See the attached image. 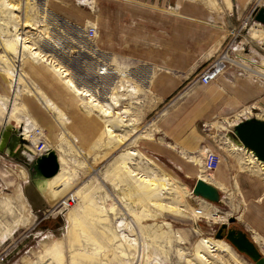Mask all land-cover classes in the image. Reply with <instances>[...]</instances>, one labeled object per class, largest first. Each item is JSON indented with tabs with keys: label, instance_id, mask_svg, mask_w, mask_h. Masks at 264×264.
<instances>
[{
	"label": "rangeland",
	"instance_id": "obj_1",
	"mask_svg": "<svg viewBox=\"0 0 264 264\" xmlns=\"http://www.w3.org/2000/svg\"><path fill=\"white\" fill-rule=\"evenodd\" d=\"M234 1L228 0L229 6H224V4L227 5L224 0H207V5L200 3L195 9L189 7V0H82V3L78 0H33L35 5L29 4L26 8H24L25 0H20L19 5L22 16L24 17L25 10V16L35 21L42 16L38 13V9L40 11L46 9L44 19L46 18L48 26L51 25L54 38L60 36L64 45L60 49L55 48V51L78 77L96 85L102 97L110 91L111 81L120 76L117 75L118 73H113L111 79L101 80L93 68L99 63L98 61L107 63L115 70H120L126 74L128 80L140 84L136 95H125V99L120 100L121 106L117 108L122 109L133 101L139 102L127 107L131 111V116L127 117L129 119L125 124L113 122V133L129 132L126 140L128 147L136 148L152 158L159 168L172 176L179 185L192 191L198 173L208 176L213 174L214 170L209 173L201 172L204 149H192L194 153L190 155L193 160L186 162L182 158L183 154L178 152L182 148L176 147L175 144L179 145L181 139H186L188 133L194 131L204 135L205 131H208V129L204 130L207 128L205 122L213 123L217 120V126L212 129L217 135L213 144L217 143L222 147L219 152L222 160H219L218 168L221 163L224 164L225 158L234 157L237 159L239 168L242 169L244 168L242 155L228 150L224 142V134L227 131L232 132L233 126L245 117V113L247 117L264 120L263 112H260V109L264 110V77H256L232 63L233 65H229L225 73L226 77L232 80L229 86L219 83L223 75L208 85H199L197 81L200 73L231 44L233 45L231 57L240 59L239 61L242 62L241 59L246 56L244 63L264 72V63L260 62L261 56L264 57V36L251 35V28L255 27L256 23L262 26L264 24L252 17H249L251 19L245 26L242 24L243 19L251 15L254 7H264V0H236L238 9ZM216 3L219 4L218 7H214ZM9 17V13L0 8V54L8 53L9 64L13 66V69H18L21 65L24 70L21 72L23 81L16 98L22 101L23 92H28L23 89L24 84L31 88L39 84L40 89L43 87L45 92L53 96L54 101L68 118L62 119L58 111L46 113L38 110L39 102L32 94L31 100H27L28 108L32 114L37 110L46 114L52 128L49 132L40 121L32 119L36 128L22 138L20 119L14 120L9 117L7 121H4L3 114L0 112L2 115L0 119L4 123L7 122L5 132L0 124V141L3 140L0 147V252L12 239L17 243V248L6 258L7 264H14L15 260L21 256L23 250L20 242L25 231L39 232L42 225L46 226L42 223L34 225L36 216L43 215L41 208L46 204L49 207L46 208L47 211L52 215L64 217L63 214H65L72 221L69 225L70 231L82 233L84 244L78 240L71 241L80 243V252L76 249L73 254L77 256V253H80L91 263L97 262L94 259L97 253L94 251L95 245H92L93 240L106 241L107 227L105 226H112L113 221L114 227L115 219L122 217L133 223L140 240L148 242L147 259L156 252L162 264H188L178 257L177 250H182L186 256H193L194 244L198 239L202 236H210L228 243L230 250L239 261L255 264L225 238L228 229H241L252 239L256 232L264 236V231L262 232L264 224L261 217L254 213L247 215L250 205L240 191L234 192L231 189H227L226 193L220 191L223 201L219 205L209 204L200 197L188 194L185 195V203L182 201L178 203L180 206L188 204L189 209L193 207L197 210L198 207L201 209L207 207L221 216L228 215L224 221L214 222L211 219L207 221L203 213H201L202 217L199 218L196 215L193 220L189 211L185 214L161 209L159 216L156 208L133 189L137 183L135 177L134 179L130 177L123 168L126 144L118 145L116 139H113L112 144H107V128L100 125V120L105 118L95 110L91 116L93 120H87L85 113L88 107L69 97L65 87L60 84V80L54 76L45 61H37L28 53H24L20 59L18 54L5 49L4 42L14 33L13 21H10ZM44 26L37 24L35 29L27 27L31 30L32 40L38 38V31ZM91 26L95 28L93 38L87 37V30ZM43 41L40 42V46L46 50L47 54H51L52 49L49 50V48H52V45L49 47V44L52 42ZM162 73L180 78L181 83L160 100L150 79ZM46 82L50 85L47 86ZM146 84H149L150 92L141 90ZM211 87L217 90L221 88L222 90L219 91L222 95H217L214 100L213 94H210ZM235 89L239 92L238 95L243 96V103L237 104L232 110L230 107H225L217 114L214 107L223 102L222 98H229L232 90ZM21 90L24 91L21 93ZM177 113L178 119L176 118L174 122L178 125L176 124L175 130H169L172 126L170 120ZM21 120L24 122V119ZM131 123L135 126L133 130H131ZM178 129L184 130L180 136ZM141 131H148L152 136L140 137ZM38 137L45 139L47 149L48 143L55 147L54 151L61 157L59 165H63V172L67 178L65 193L53 202H49L46 195L37 188L36 182L41 177L36 176L34 179L32 175L31 163L36 157L33 153V144ZM207 142L212 141L206 140L205 144ZM207 149L216 150L217 147ZM198 158L201 161L200 164L196 163ZM132 167L135 170L143 168L145 172L152 169L145 165L142 168L137 167V164ZM21 169L25 171V176L22 175ZM244 171L250 172V170ZM70 199L73 203L68 205L67 201ZM100 199L104 201L105 208L113 206V213L110 214L107 211V218L99 219L92 211L93 206L96 205L95 202ZM259 202L261 208L258 206L257 210L252 211L264 210V200L261 199ZM2 205L8 208H2ZM27 210L31 215L28 224H21L12 235H10L11 231L4 233L6 228H15V218L26 215ZM146 211L155 215L143 214ZM11 212L13 213L10 214ZM73 216H76L78 220H71ZM230 217H234L235 222L229 223ZM89 219L91 223H84ZM45 221L47 222L48 219ZM248 221L257 224L256 228L261 227V230L249 231L246 228ZM224 222L227 223V227L222 230V237H215L218 228ZM195 226L198 231H195ZM50 231H43V236L54 237L55 235ZM58 231L61 233L62 229ZM177 234L185 237L182 243L176 240ZM75 237H77L76 234ZM255 243L264 255V240L262 243L259 241ZM108 253L111 254L109 264H139L138 256L129 257L131 262L120 257L114 240L110 242ZM221 256L218 255L216 258L219 263L221 258L222 261L227 258L231 260L228 254Z\"/></svg>",
	"mask_w": 264,
	"mask_h": 264
},
{
	"label": "bare ground",
	"instance_id": "obj_2",
	"mask_svg": "<svg viewBox=\"0 0 264 264\" xmlns=\"http://www.w3.org/2000/svg\"><path fill=\"white\" fill-rule=\"evenodd\" d=\"M189 1H190L189 7L191 9L197 8L196 6L199 5L200 3L203 5H207V0H197V2H192V0ZM224 2H227V5L224 4V6H229L228 0H224ZM19 3L20 0H0V8L6 11L7 13H9L10 15L9 20L13 21V27H14V33L12 37L4 42L5 49H8L11 52H15L16 54H18V57H20V59L22 58V55L24 56V53H28V55L31 58L37 61H45L47 65L50 66L49 68L54 74V76H56L60 80V84L63 87H65V91L68 92L69 97L72 99H76V101L79 104L88 107L85 113L87 120L89 121L93 120L91 116L94 114L95 110L98 111V113L101 114L103 118H105L103 120H100V125L107 128V132H108L107 144L108 145L112 144L113 139L117 140L118 145L126 144V140L128 139L129 132L128 133L126 132L125 134L113 133L114 132V130L112 129L113 122L121 123V124L123 123L125 124L127 122V120L129 119V118L127 119V117L131 116V111L127 107H131L130 105L132 103H138L139 101L136 100L131 102L130 105H125L124 109H122L121 107L120 108L117 107L121 106L120 100L125 99V95H130V96L136 95L139 92L140 84L134 82L133 80H128L126 78V74L121 72L120 70H115L114 68L110 67V65H108L107 63L105 62L101 63V61H98L100 64L99 63L96 65L94 64L95 66L93 68L94 70H96V74L99 76L101 80L103 79L107 80L110 77L112 78L113 76L111 75L113 73H118L117 75L120 76V78L115 80L113 79L111 81V83L109 84L110 91L108 92V94H106V96L102 97L96 85H93L84 78L78 77L76 73L71 69V67L68 64H66L59 57L58 53L55 51V48L60 49L64 47V45L62 44V40L60 36L58 38H54L55 37L53 36L54 31L51 29L50 27L51 25L48 26L45 20L46 18L44 19L45 13L47 12L46 9L44 8L43 11H40L38 9V13L40 15L42 14V16L39 17L37 21H35L28 18V16H25L26 15L25 10L23 13L24 17L22 16V13H20L21 9ZM29 4H32V6L35 5L33 0L32 1L25 0L24 8H26ZM218 6L219 4L217 3L214 5V7H218ZM246 20L247 19H244L242 23L244 24ZM37 24H40L42 26L45 25V26L42 27V29L41 28L39 29L38 31L39 35H37L38 38H36V40H32L33 38L31 36V30H29L28 28L30 27L32 29H35ZM32 34H34V32H32ZM251 35L254 37L264 36V25L262 26L256 23L255 27L251 28ZM47 39H49L50 41ZM43 40L47 42H52V44H49V47H51L52 45V48H49V50L52 49L51 54H47L46 50H44L40 46L41 45L40 42ZM232 46L227 48L229 55L228 58L229 62L227 66L235 64L236 66L241 67L243 70L249 71L251 74L255 75L256 77H264V72L262 70L260 71L254 67H251L249 64L244 63L245 62L244 59H246V56L241 59L242 62L239 61L240 59L231 57L230 54L232 53L233 50ZM9 58L10 57L8 53L0 54V112L3 114L2 119H4V121H7L9 117L14 120L20 119L22 126V129H20L22 130V132H20V135L23 136L22 138L28 136V133L36 128V124L32 119L40 121V123L43 124V126L47 127L50 132L52 128L51 121L47 118L46 114L40 113L38 111L39 109L46 113H48L49 111L50 112L58 111L62 119H66V117L68 118V116L65 117L64 113L61 111L62 109L54 101L53 96H51L49 92H45L43 90V87L42 89H40L39 84L33 85V88L24 84L22 87L24 90L26 89L28 92L26 93L23 92L24 90H21V93L22 92L24 93L23 99L22 101L18 100L16 96L19 94L18 91H20L21 82L23 81L21 72H24V70L21 67V65L19 66L18 69H13V66L9 64L10 61ZM260 62L264 63V57L261 56ZM153 72L154 70L152 71V74ZM225 72H222L220 75H223ZM45 84L47 86L50 85L48 82H46ZM149 84L143 85L141 90L150 92ZM32 94L36 96V99L39 102L38 110L34 111L33 114L31 110L28 108V102H27V100H31L30 95ZM8 97H10V99H8ZM5 112H6V117L4 118ZM260 112L261 113L263 112L264 115V110L260 109ZM244 115L245 117L240 119V121L249 118L247 117V113H245ZM96 118H98V116ZM2 119H0V124H2L3 126L2 128L4 131L7 122L4 123ZM21 119H24L23 120L24 122H22ZM217 123H218L217 120H214L212 125L216 127ZM131 125H132L131 130L135 129L133 123H131ZM139 136L149 138L152 135L148 131H141ZM39 138L40 137H38L36 140H38ZM2 142L3 140L0 141V147L2 145ZM224 142L225 144H227L228 150L230 152L237 155L240 154L242 155V163L244 164V168H242L243 170H250V172L258 173L264 179V163L263 161H261L256 157L255 153L252 150H249L246 147H244L243 144L238 140V138L232 135L230 131H227L224 134ZM34 144H33V153L34 155H37L34 150ZM206 147L207 148L217 147L216 150H211V151L216 152L218 155L220 149L222 148L219 144L217 143L213 144V142H207ZM49 149L54 150L55 147H53L51 143H48V149L46 148V150ZM124 149L126 151L124 153V160L122 162L123 168L126 170V172L129 174L130 177H132L133 179L135 177V182H137L135 186H133V189L139 192L141 196L149 202V204H151L153 207L156 208V211L158 212L159 216L161 213V209L167 210L172 213H185V214L186 212L189 211L192 215L193 220L196 218V215L199 216V218L202 217L201 213H203L206 216L207 221L211 219L214 222L224 221L228 216V215L221 216L219 214H216L215 211H211L207 207H203V209L198 207V209L195 210V208L193 207L189 209L188 204H184V206L178 205V203L181 201L185 203V195L187 194L191 196L193 195L191 189H185V187L179 185L172 176L161 170L158 164L152 158H150L140 150L136 148H130L128 147V144L125 145ZM208 150L209 149H205L202 155L201 172L203 173H206L203 169V159L205 153ZM190 153L192 152L189 151V153L185 156L184 155L185 153L182 152L183 154L182 158L186 162H192L193 160ZM56 155H57V159H59L58 160L59 162L61 157L59 153H56ZM196 163L199 164L201 163L199 158L197 159ZM135 164H137V167L142 168V166L145 165L147 167H151L152 169L149 172H145L143 168L142 170H135L132 167V165L135 166ZM21 173L23 176H25L24 170L21 169ZM38 176H40L41 178H39L38 181L36 182L37 188L39 191L43 192L46 195L49 202H53L56 199L61 198L62 195L65 193L67 189L66 186L67 178H65V173L63 172L62 164L59 165L58 171L53 176L51 177H43L41 175ZM198 178H201L205 181L217 180L215 174H211V176L208 177L206 174L198 173L196 179ZM219 201L220 202L218 203H214L211 201L210 202L207 201V202H209V204L212 203L219 205L223 201L222 195L220 196ZM95 204L96 205L93 206L92 211L94 212V215L97 216L99 219H102L103 217L107 218L108 216L106 214L108 212L110 214L113 213V206L109 207L108 209L105 208L104 201L102 199L97 200ZM2 208L7 209L8 206L2 205ZM12 213L13 212H11L10 214ZM143 214L155 215V213H150L149 211L143 212ZM28 215L29 213H27L26 215L18 216L14 220V226L26 223L24 221H27L25 217ZM72 220L75 221L78 220V218L76 216H73ZM105 227H107V233L105 234L106 241L101 242L99 240L94 239L92 243L93 246L95 245L94 251L97 253V257L94 258L95 260H97V262H94L93 264H109L108 260L111 254L108 253V250H109L110 242L111 241L113 242V240H114L115 248L118 250L120 257L126 258V260H128L129 262H131V259L128 258L135 255V257L137 256L139 257V264H162V260L160 259L158 253L156 252H153L151 258L147 259L149 244L146 240L139 239L136 232V227L133 225V223L120 217L115 219L114 227H113V221H112V226L110 227L105 226ZM10 230L11 229L6 228L4 233ZM195 231H198V228L196 226H195ZM71 235L72 237H75V231L71 230L70 236ZM184 238L185 237L181 234H177L176 236V240L180 243L183 242ZM263 238L264 236H262L258 232H256L255 235H253V239L255 241H259L260 243L263 242L264 240ZM253 239L251 237V240L255 242ZM194 245L195 246H194L193 256H186L182 250H177L179 255L178 257L185 260L188 264H218L219 262L216 259L217 256L218 255L223 256L228 254L231 260L227 258L225 261H222L221 258L219 260L220 261L219 264L221 263L245 264L244 262L239 261V259L230 250V246L228 245V243L224 242L223 240L215 239L210 236H202L200 237V239H198V241ZM111 249L113 253V245L111 246ZM53 253H54V257H56L57 250L53 249ZM32 261L30 260L29 264H33Z\"/></svg>",
	"mask_w": 264,
	"mask_h": 264
},
{
	"label": "crops",
	"instance_id": "obj_3",
	"mask_svg": "<svg viewBox=\"0 0 264 264\" xmlns=\"http://www.w3.org/2000/svg\"><path fill=\"white\" fill-rule=\"evenodd\" d=\"M78 1L82 3V0H78ZM234 4H236V8L238 9L236 0L234 1ZM198 11H202V10L198 9ZM225 73L223 74V76L220 77L219 83L226 84V86H229L232 80L228 79ZM150 82L153 84L154 90L157 92L156 93L157 97H159L161 100V98L166 97V95H168L171 91H173L180 85L181 79L176 76L166 75L165 73H162L160 75L157 74L156 76H154V78L152 77L150 79ZM219 90H222V89L219 88L217 90L214 87H211L210 94H213L214 100L216 99L217 95H222V92ZM231 93L232 95H229V98L227 99L222 98L223 102H220L217 106L214 107L215 109L214 111H216L217 114L218 112H221L222 109L225 107H230V110H232L233 107L236 106L237 104L243 103V99H242L243 96L238 95L239 92H237V89L232 90ZM200 100H202V98ZM178 115L179 114L177 113L174 115L175 117H172L173 119L172 118L171 120L169 119L172 124V126H170L169 124L170 126L169 130H175L176 128L175 126L177 123L174 122V120L176 121V118L178 117ZM212 124H213L212 121H210V123L205 122V126H207V128L204 130L208 129V131H205L204 135H201L196 131L188 133V136L186 137V139H181L179 141V143L182 146H180V144L179 145L175 144L176 147L182 148V150L178 152L180 154L184 152L185 155H187L189 151L193 152L192 149L193 150H198L199 148L201 150L207 149L205 141L209 140L214 143V140L217 139L216 137L217 135L214 133V129H212L214 127ZM178 130H180V132L178 133L179 136L183 134V131H184L183 129H178ZM191 141L193 142L190 143ZM236 160L237 159L236 158L234 159V157L225 158L224 164L221 163L220 167L219 168L217 167L213 172L217 180L215 181L206 180V181L215 185L218 189H220L222 193L224 192L226 193L227 189H231L234 192L240 191V193L244 196V199L247 200L248 205H250V211L247 212V215L253 214V213L257 214L256 216L261 217V221L263 222L262 224H264V210L260 209L258 212L252 211V210H257L258 206L261 208L259 204L260 203L259 200L261 199L264 200V179L258 173H252V172H248V171H244L240 169ZM175 168L181 171L179 167L175 166ZM210 176L211 175L208 174V177ZM223 198H225V196ZM46 208L47 209L49 208L47 204L44 205L43 208H41L44 212L43 215L37 216L36 221L34 223V225H38L39 223L43 224L45 220L48 219V221L45 224L46 226L42 225L39 228L40 229L39 232H31L29 230L25 231V235H23L22 240L20 242L23 252L21 256L15 260L16 264H21V263L29 264L30 260L31 261L33 260L32 261L33 264H93L89 262L88 259H85V257L82 256L80 253H77V256L73 254V251H76V249H78L80 252V243L84 244V237L80 231H77L75 233L77 237H72V235L70 236L69 225L72 223V221H70V219H68L65 216V214H63L64 217L58 216V215H52V213H49ZM38 210L39 208L37 209V211ZM27 211L29 215L25 217L27 221H24L26 223H23V225L28 224L31 218L29 210ZM91 222L92 221H90V219L89 221L88 220L84 221V223H91ZM20 225H16L15 228L12 227L10 230L11 231L10 235H12ZM256 225L248 221L246 224V228H248L249 231H252V230L255 231L256 229L261 230V227L256 228ZM59 229H62L61 233L58 231ZM68 229H69V232H68ZM47 230L49 231L51 230L50 233H52L55 236L54 237H50L48 235L43 236L44 234L43 231H47ZM263 231L264 230H262V232ZM6 232H9V231H6ZM10 235H7V236L9 237ZM74 240H78L80 241V243L71 242ZM16 248H17L16 240L12 239L10 243L7 244V247L3 251H5L8 254H11V252H14ZM53 249L57 250L56 257H54Z\"/></svg>",
	"mask_w": 264,
	"mask_h": 264
},
{
	"label": "water",
	"instance_id": "obj_4",
	"mask_svg": "<svg viewBox=\"0 0 264 264\" xmlns=\"http://www.w3.org/2000/svg\"><path fill=\"white\" fill-rule=\"evenodd\" d=\"M250 14L256 21L264 23V7L256 6ZM231 133L238 138L244 147L252 150L256 157L264 163V120L256 117L243 119L233 126ZM31 169L33 170L32 175L34 179L38 175L43 177L53 176L59 169V162L55 151L49 149L45 153L36 156L31 163ZM32 184H34L33 181ZM192 194L202 197L209 202H220L219 198L221 194L218 188L201 178L195 180ZM228 222H235V218L230 217ZM225 227H227V223L224 222L218 228L215 237L221 238V232ZM225 238L240 253L247 255L255 264H264V255L245 231L241 229H228Z\"/></svg>",
	"mask_w": 264,
	"mask_h": 264
},
{
	"label": "built area",
	"instance_id": "obj_5",
	"mask_svg": "<svg viewBox=\"0 0 264 264\" xmlns=\"http://www.w3.org/2000/svg\"><path fill=\"white\" fill-rule=\"evenodd\" d=\"M250 16H246L244 19H247L246 22L243 24L244 26L247 24L248 20L251 19L249 18ZM243 19V20H244ZM243 22V21H242ZM95 36V28L94 27H89L87 30V37L93 38ZM232 46V44H231ZM229 46V47H231ZM228 47V48H229ZM229 55H228V50H222L219 55L213 60V62L205 69L203 70L200 75L198 76V83L203 84V85H208L209 83L213 82L214 80L217 79V77L222 73L225 72L229 66ZM220 66V67H217ZM101 72V71H100ZM34 150L37 155L45 153L46 146H45V140L43 137H40L38 140H36V143L34 144ZM36 155V156H37ZM220 156L211 150H208L203 159V169L206 173H209L213 170H215L219 164ZM68 205L73 203V200L70 199L67 201ZM67 205V206H68ZM9 254L6 253L5 251L0 252V264H7V256Z\"/></svg>",
	"mask_w": 264,
	"mask_h": 264
},
{
	"label": "flooded vegetation",
	"instance_id": "obj_6",
	"mask_svg": "<svg viewBox=\"0 0 264 264\" xmlns=\"http://www.w3.org/2000/svg\"><path fill=\"white\" fill-rule=\"evenodd\" d=\"M26 192H28V191H27V188H26ZM27 194H28V193H27ZM32 204H33V202H32ZM33 205H34V204H33ZM36 207H37V206H36Z\"/></svg>",
	"mask_w": 264,
	"mask_h": 264
},
{
	"label": "trees",
	"instance_id": "obj_7",
	"mask_svg": "<svg viewBox=\"0 0 264 264\" xmlns=\"http://www.w3.org/2000/svg\"><path fill=\"white\" fill-rule=\"evenodd\" d=\"M43 224H46V221Z\"/></svg>",
	"mask_w": 264,
	"mask_h": 264
}]
</instances>
